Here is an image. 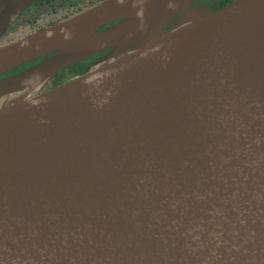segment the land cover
<instances>
[{
  "label": "water",
  "instance_id": "95a60500",
  "mask_svg": "<svg viewBox=\"0 0 264 264\" xmlns=\"http://www.w3.org/2000/svg\"><path fill=\"white\" fill-rule=\"evenodd\" d=\"M40 1L0 0V35ZM191 1L0 48V75L51 56L0 89V264H264V0Z\"/></svg>",
  "mask_w": 264,
  "mask_h": 264
},
{
  "label": "flooded vegetation",
  "instance_id": "af4514ba",
  "mask_svg": "<svg viewBox=\"0 0 264 264\" xmlns=\"http://www.w3.org/2000/svg\"><path fill=\"white\" fill-rule=\"evenodd\" d=\"M109 0H45L39 3H35L31 7H29L24 14H22L18 19H16L10 27L7 29L4 37H1L0 40V47L9 45L12 43H15L24 37L32 34L37 33L39 31H42L46 28H50L53 26H56L60 23L66 22L68 20H71L82 13L89 11L93 9L94 7L105 3ZM197 2H200L201 4L207 5L210 9H220L219 3L220 0H197ZM32 12H60V17L56 18V20H53V17L50 14H46L43 18V21L45 22V25L38 26L41 21H37L36 19L32 20ZM35 30V32H34ZM25 31L26 34L21 36V33ZM129 49V47L123 48V50ZM111 51H105L99 54H95L92 56L87 57L86 59H83L82 61L76 62L74 64L68 65L61 69L59 72H57L52 79L48 82V84L45 86V90H49L48 87L51 85L52 81L58 80V85H61L77 76H79L84 70L89 67L93 63H97L100 60L107 58L109 55H113L116 50ZM54 55V53H52ZM51 56L46 55L43 58H38L31 63H28L24 68H22L17 73H12V71L4 73L0 75V89L3 85L4 80L13 79L16 75L19 73L35 67L36 65L40 64L45 59H50ZM55 79V80H54ZM51 90V89H50ZM20 97L21 94L15 95V97Z\"/></svg>",
  "mask_w": 264,
  "mask_h": 264
},
{
  "label": "rangeland",
  "instance_id": "374dc122",
  "mask_svg": "<svg viewBox=\"0 0 264 264\" xmlns=\"http://www.w3.org/2000/svg\"><path fill=\"white\" fill-rule=\"evenodd\" d=\"M45 1V0H44ZM40 2H42V1H40ZM192 2V7H195L196 5H200V4H198V2H197V0H192L191 1ZM210 9V8H209ZM211 11V10H210ZM25 12H23L22 14H24ZM21 14V15H22ZM32 14H33V16H32V20H34V19H36L37 21H41L40 23H39V25L38 26H41V25H45V22L43 21V18L45 17V15L46 14H50L52 17H53V20H56V18H58V17H60V15H61V13L60 12H32ZM179 14H181V15H183V13H179ZM179 14H177V15H175L174 16V18H173V22H174V24L175 23H177L176 25L178 26L179 24H178V22H180L179 20H180V17H181V15H179ZM18 19V18H17ZM120 22V20H117V21H115L114 23H113V25H116V24H118ZM64 23V22H63ZM61 24V23H60ZM176 26V27H177ZM180 27V26H179ZM178 27V28H179ZM106 28V26L105 27H103V28H101L100 29V31H103L104 29ZM46 29H48V28H46ZM173 29V28H172ZM177 29V28H176ZM45 30V29H44ZM7 31V30H6ZM34 32H35V30H34ZM6 33V32H5ZM5 33L4 34H1L0 35V40L2 39L1 37H4V35H5ZM36 33V32H35ZM35 33H32V34H30V35H33V34H35ZM26 34V32L25 31H23L22 33H21V36H23V35H25ZM30 35H28V36H30ZM28 36H26V37H28ZM26 37H24V38H26ZM23 38V39H24ZM22 40V39H21ZM20 41V40H19ZM18 42V41H17ZM10 45V44H9ZM5 46H7V45H5ZM2 47H4V46H2ZM1 48V47H0Z\"/></svg>",
  "mask_w": 264,
  "mask_h": 264
},
{
  "label": "trees",
  "instance_id": "16d2710c",
  "mask_svg": "<svg viewBox=\"0 0 264 264\" xmlns=\"http://www.w3.org/2000/svg\"><path fill=\"white\" fill-rule=\"evenodd\" d=\"M231 2H233V0H220V3H219V8H224L225 6H227L228 4H230ZM22 68H24V66H20L18 68H15L12 73H17L19 72ZM11 73V72H10ZM55 80V79H54ZM59 80V79H58ZM58 80H57V77H56V80L55 81H52L51 85L48 87V89H53L55 87H57L58 85Z\"/></svg>",
  "mask_w": 264,
  "mask_h": 264
},
{
  "label": "crops",
  "instance_id": "0c3cea01",
  "mask_svg": "<svg viewBox=\"0 0 264 264\" xmlns=\"http://www.w3.org/2000/svg\"><path fill=\"white\" fill-rule=\"evenodd\" d=\"M102 4H103V3H102ZM100 5H101V4H100ZM98 6H99V5H98ZM96 7H97V6H96ZM86 12H87V11H86ZM84 13H85V12H84ZM82 14H83V13H82ZM77 17H78V16H77ZM114 22H115V21H114ZM114 22H113V23H114ZM127 47H129V49H130L131 46L128 45ZM113 50H115V49H107V50H105V51H111V52H112ZM105 51H103V52H105ZM111 52H110V53H111ZM100 53H102V52H100ZM97 54H99V53H97ZM93 55H95V54H93ZM91 56H92V55H91ZM81 61H82V60H81Z\"/></svg>",
  "mask_w": 264,
  "mask_h": 264
}]
</instances>
